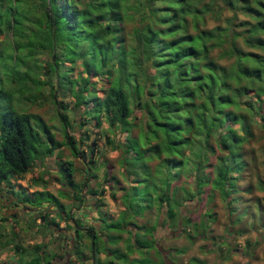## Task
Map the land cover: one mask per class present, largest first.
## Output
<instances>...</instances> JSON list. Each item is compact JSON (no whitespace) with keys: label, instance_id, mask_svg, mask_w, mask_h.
Listing matches in <instances>:
<instances>
[{"label":"trees","instance_id":"16d2710c","mask_svg":"<svg viewBox=\"0 0 264 264\" xmlns=\"http://www.w3.org/2000/svg\"><path fill=\"white\" fill-rule=\"evenodd\" d=\"M223 9L231 13L223 26H200L205 15L218 20ZM238 15L245 19L238 20ZM128 24L129 32H122ZM213 50H218L217 58L230 61L228 66L210 56ZM62 98H68L70 107ZM46 102L54 107L63 142L55 140L52 125L27 112ZM263 105L264 0H0V185L10 187L12 178L31 172L64 146L85 169L84 180L77 184L71 179L70 161L61 162L57 172L78 207L84 201L83 188L94 178L86 161L97 152L96 144L85 146L94 133L120 152L124 179L144 188L160 185L156 201L166 218L162 227L178 228L179 221L189 224L192 220L181 217L178 208L206 185L219 191L231 214V194L246 166L242 144L251 138L255 118L264 128ZM102 124L104 130L96 132ZM106 131L122 136L109 138ZM82 144L88 148V159L86 150H79ZM102 177L116 183L107 169ZM86 192L102 195L103 188ZM16 195L23 205L55 207L51 214H37L40 225L66 222L64 229L72 230L71 254L80 262L86 259V248L91 264H100L96 255L98 246H104L102 239L115 245L124 231L134 239L131 245L129 236L128 252L106 248L107 255L125 263L134 248L154 247L123 230L127 222L130 228H140L131 224L140 213L129 196L125 217L94 231L91 225L82 229L79 220L62 212L58 198L66 193L28 195L21 189ZM157 226L146 230L147 236H153ZM112 228L118 232L100 241L99 233ZM3 235L0 232V242ZM200 235L205 237L206 226L191 239ZM84 238L93 242L91 249L82 243ZM12 248L18 255L13 264L53 261L52 250L42 242Z\"/></svg>","mask_w":264,"mask_h":264},{"label":"rangeland","instance_id":"374dc122","mask_svg":"<svg viewBox=\"0 0 264 264\" xmlns=\"http://www.w3.org/2000/svg\"><path fill=\"white\" fill-rule=\"evenodd\" d=\"M209 1L204 0L205 3ZM230 16L231 13L223 9L218 20H214L210 15H205L204 22L200 26L205 29L217 25L223 26V19ZM237 19L245 18L238 15ZM130 28V24L124 25L122 32H129ZM238 44L242 47L239 40ZM217 55L218 50H213L210 53V56L218 64L228 66L230 61L219 59ZM72 76L74 77V74ZM97 95L100 96V93L97 92ZM61 100L67 102L70 107L68 98ZM27 112L38 115L48 126L52 125L51 131L55 140L63 142L52 104L46 102L41 105H32L28 107ZM68 115H71L70 111H68ZM259 123L258 118H255V123L251 127V138L242 144V159L246 166L238 176L236 192L231 194L234 199L229 197L232 199L230 208L233 211L231 214L227 211L229 204L227 205L225 202V206L223 205L219 191L206 185L192 201L183 202V198L179 197V202L182 201L181 207L178 208L181 211L180 216H187L192 221L189 224L179 221L178 228L174 225L161 226L166 218L163 215V208H160L156 201L160 185L156 186V189L152 184L144 188L140 184L134 185L133 181L124 179L119 166L120 152L112 151L105 140L103 138L97 140L94 133L89 134L90 140L85 146L94 142L97 152H94L90 158L88 148L85 149L83 144L79 148L82 152L86 150L83 153L86 159H91L90 162L86 161V165L92 170L91 174L94 178L83 188L82 200L84 201L77 207L74 204L73 192L68 191L65 185L60 184L57 172L61 169V162L70 161L73 170L71 179L77 184L84 180L85 169L79 159L69 155L64 146L59 147L55 154L43 160L42 165L37 164L31 172L12 178L11 188L8 185H0V232L4 234L0 242V264H13L17 260L18 255L14 253L12 246L19 245L29 248L40 242L46 244L47 251L52 250L54 256L51 264H91L92 261L89 259L90 254L86 248L84 251V248L81 247L84 251V258H86L81 259V262L71 254L68 243H72L70 240L72 230L64 229L66 222L59 221L57 227L43 228L40 225L41 221L37 218V214L45 211L51 214L56 210L55 207L45 203L40 206L21 204L16 195L17 191L21 189H25L28 195H31L32 191H47L54 196H57V192L66 193V196L58 198L59 203L62 204V212L70 213L73 219L79 220L83 227L93 226L94 231L125 217L126 204L129 203L128 196L134 198L133 203L138 205L140 214L133 219L134 222L132 221L131 224L136 222L140 228L135 226L130 228L129 222L126 224L121 221L126 225L123 230H129L132 234H136L140 241L149 242L151 246L154 244V247L134 248L132 252L127 253L125 263L113 255H107L105 250L112 248H116L120 252H128L125 250V246L128 244L129 236L131 245L134 239H132V235L124 231L120 233V240L115 245L108 243L107 239H102L105 241L104 246L102 243L100 247L98 246L101 250L96 255L100 264H106L108 261H112V264H264V188H258L259 184L260 188L264 186V128ZM104 128L105 125L102 124L96 132L104 130ZM105 134L109 138H114L116 135L122 136L118 132L110 134L106 131ZM75 138L77 139L78 135ZM210 161L213 163V158ZM105 169L108 170L109 176L116 179L115 184L109 181V178H107V182L103 181L102 175ZM178 174L184 178L182 171H178ZM38 178L41 179L38 184L31 182L32 179L36 181ZM132 186H135L136 189H132ZM172 186L173 182L171 188ZM185 186L189 187V185ZM99 187L103 188L102 195L90 196L86 192V188L97 190ZM121 187H123L122 191ZM11 190L14 192L13 194L10 193ZM131 194L133 196H130ZM140 209H142L141 212ZM204 214L205 216H203ZM211 214L213 216L209 218ZM154 223L158 226L154 230L153 236H147ZM143 226L146 227L143 229ZM202 226H206L205 237L200 235L191 239L202 230ZM110 230V233L106 230L99 233L100 241L106 235L111 236L118 232L114 228ZM11 232L14 235H10ZM3 241H7L8 244L3 245ZM82 243L85 247L90 244V249L93 246V242L88 238H84ZM150 245L146 244V246ZM103 249L104 251H102Z\"/></svg>","mask_w":264,"mask_h":264},{"label":"flooded vegetation","instance_id":"af4514ba","mask_svg":"<svg viewBox=\"0 0 264 264\" xmlns=\"http://www.w3.org/2000/svg\"><path fill=\"white\" fill-rule=\"evenodd\" d=\"M64 227H65V224H64ZM83 227V226H82ZM82 229H87L86 227H83ZM70 249V248H69Z\"/></svg>","mask_w":264,"mask_h":264}]
</instances>
